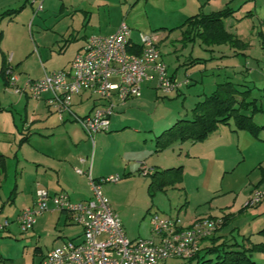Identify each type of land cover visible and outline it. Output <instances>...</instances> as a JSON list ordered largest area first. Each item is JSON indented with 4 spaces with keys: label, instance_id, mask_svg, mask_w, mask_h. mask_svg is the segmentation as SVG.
Segmentation results:
<instances>
[{
    "label": "rangeland",
    "instance_id": "obj_1",
    "mask_svg": "<svg viewBox=\"0 0 264 264\" xmlns=\"http://www.w3.org/2000/svg\"><path fill=\"white\" fill-rule=\"evenodd\" d=\"M3 1L0 0V6ZM228 1L214 0L209 7H202L203 10L201 12L208 13L213 9H225ZM40 2L41 10L37 11ZM80 2L93 3L94 6L96 5L95 7H98V5H102L103 0H25L24 2L20 0L14 6L17 9L22 3H25V8L16 21L8 22L7 19H3L0 22V31L4 33L5 37L7 36V48L6 50L4 49L7 63L10 54H12L9 49L14 46H21L22 62L18 68H15V75L38 79L44 75V72L49 73L66 67L69 56L76 47V45H71L70 47L67 46L63 52L60 51L65 48L64 44L68 36L65 31L67 30L70 32L74 30L75 33L78 31L81 36L88 33L100 35L97 22L95 21L98 16L93 15L87 29L83 26V20L85 19L83 15H76L73 21L71 20L65 6L68 7V3L75 5ZM181 4L188 7V12H184L188 16L198 12L201 6V3H197L196 0H107L104 8L101 9L100 15L107 18L110 23L117 22L119 24L125 22L134 31V37H136L139 32L148 33L154 29H158L161 25L169 27L178 25L180 23L179 18L171 13L172 11H177L181 7ZM228 5L235 12L234 17L229 16L226 19V28H224L227 33L234 34V37L239 40L240 44L237 46L212 45L207 47L202 45L199 40H195L192 43L186 44V48L182 49L181 43L178 41L180 37L179 30H175L173 33H167V31L163 30L164 33H160L161 36H168L159 46L160 57L166 65L167 73H171L178 66L175 82L180 86L176 91L177 95L173 93L166 96L161 91L153 88L141 91V97L136 99L137 102L135 103L140 105L133 106L129 110H125L119 114V117L125 118L123 119V123L125 124H122V127L126 125L128 128L126 127L124 130L116 132H101L94 135L92 164H96L101 156H104L105 160L119 153H126L125 156H130V152L132 151L128 153L127 146L125 144L121 145V142L133 135L131 131L133 128L154 127L155 133L157 131L161 133L163 129L172 126L178 118L189 117L191 108L202 96V89L207 90V96L211 95L213 90L208 91V89L212 85V82L215 79L217 81L225 79L226 75H229L234 84H236L235 88L238 91L236 95L239 99L244 97L247 101H254L264 110V0H231ZM176 15L179 14L177 13ZM21 23L26 25L27 34L22 31ZM70 27H73L72 31ZM75 42L80 44L82 40L79 39ZM29 53L31 55L27 57ZM189 53H191L192 58H201L200 61L203 63L197 64L195 68L185 75L184 67L179 65L185 61ZM177 57L179 59L178 62H176ZM208 58L209 60L206 61ZM16 63L17 60L13 57L10 64L15 65ZM191 73H194V76H191V84L186 86L184 85V81L188 80V75ZM200 77L203 79L202 82ZM0 85L3 87L1 78ZM6 94L11 97L13 92L10 91ZM249 111H251V108ZM249 111L244 110L246 113ZM18 112L22 113L20 108ZM255 115L256 121L264 123V112ZM225 127L219 126L216 133L222 129L224 130ZM84 142L83 151L77 152L79 157L90 155L91 142L85 136ZM15 143L17 144V141ZM173 144L176 146L175 150L179 152L178 145L176 143ZM121 146L125 147V149ZM234 146L235 144H233L232 152L235 150ZM73 148L75 147L73 146ZM14 152L15 150L10 148L6 153L5 160L7 161L6 172L8 177L3 185V191L12 188L15 177L14 172L17 171L18 177L22 170L20 166L15 169L14 162L10 163L8 161V159L13 160L12 155ZM180 152L184 154L182 150ZM238 155H240L239 152L235 155L237 158H232L234 164L231 166V169L234 171L226 173L224 179L221 182L218 181V185L222 187L221 190H230L229 193L219 197L207 198L205 202L200 204H203L200 207L202 209L198 207L196 213L208 209L215 213L225 211L231 204L233 205L236 198L237 200L233 208L235 207L237 211L241 210L245 196L243 190L248 184L249 178L247 176L248 165L246 168L242 167L245 171L242 168L236 170L235 166L241 156ZM160 156L163 158L168 155L162 154ZM230 161L232 162V160ZM101 163L106 164V161ZM29 168L31 167L25 166L23 168L22 178L26 179L25 181H27L29 176H32ZM137 176H140L142 179H136L119 189L115 188L116 184L114 183H103L101 191L109 200L111 207L115 205L121 210V214L118 215L120 219L122 216L123 227L125 228L127 225L130 231H133L137 235L135 237H144V233L142 232H144V229H147L149 219V212L147 214L146 210L148 208H150L149 211L158 209L160 212L163 211L171 216L180 213L181 217L185 210L184 206H182L185 196L182 189L177 188V186H169L165 193L156 191L154 196H150L146 188L149 177L147 178L143 175ZM186 183V190H189L190 194L192 192L194 194L197 185L195 173L192 170L187 174ZM22 194L20 193L19 196H23V199L27 201L29 199L28 188H23ZM245 204L246 201L243 206ZM4 205L5 207L3 208L2 206L0 209V224H3L5 220L8 222L14 220L13 214H16L19 207L18 203L6 202ZM9 208L11 209L9 210ZM263 208L264 204L255 208L248 207L242 213L236 212V216L234 215L229 226L226 228L227 232H234L233 236L237 241H240L242 237L240 231L244 232L245 235H249L252 232L250 237L254 242L264 240V236L257 234L263 220V217L259 218L257 214ZM193 210L194 207L190 206L187 214L189 213L192 216ZM180 217L179 219L181 220ZM59 226L61 227V225ZM31 229L26 232L19 230L20 233H16L17 236L11 235L10 238H5V241L8 240L9 243H6L4 240L0 241V250L3 253L2 257L10 259L1 264H30L32 258L36 259V256L33 254L35 246H40L41 250L46 252L47 249L51 248L53 238L59 232L58 229ZM79 231L80 229L77 226H66L62 234L71 236L74 233L77 234ZM253 256L257 262L260 259H264V254H254ZM195 262L196 260L184 261L177 259L168 261L166 264H195Z\"/></svg>",
    "mask_w": 264,
    "mask_h": 264
},
{
    "label": "crops",
    "instance_id": "obj_2",
    "mask_svg": "<svg viewBox=\"0 0 264 264\" xmlns=\"http://www.w3.org/2000/svg\"><path fill=\"white\" fill-rule=\"evenodd\" d=\"M22 1L24 2L25 0ZM106 1L107 0H103V2L101 3L102 5H98V7H95L96 5L94 6L93 3L90 4L88 2L87 3L80 2L75 5L68 3L69 6L68 7L65 6V8L68 11V14H70L72 21L73 18L76 17V15H83L85 17V19L83 20V26H85V29H87V26L89 22L92 20L93 15L98 16V18L95 20L97 22V27L99 28L98 30L100 32V35L105 36L113 33L116 27L120 24V23L118 24L117 22L110 23L107 18L100 15L101 9L104 8ZM196 1L197 3H201V6L199 7L200 8L199 11L192 15L200 14V13L210 14L224 9V8L213 9L208 13H204L201 12L203 8L209 7L211 5V2H213L214 0H196ZM19 2L20 0H4L0 6V13L9 9L16 10L14 6H16ZM230 2L231 0H229L226 3L227 6L226 8H229L228 4ZM24 8H25V3H22V5H20V7L17 8L18 12L14 13L11 17H4L3 19H7L8 22L16 21L19 15H21V12L24 10ZM187 9H188L187 6L181 4V7L177 11L176 10L172 11L171 14L178 17L180 20L179 21L180 23H178V25L172 27H169L167 25H161V27H159L158 29H154L148 32V33L154 32L157 34L158 39L156 44L158 50L161 43L168 36V35L161 36L160 33H164L163 30L167 31V33H173V31L175 32V30H179L180 37L178 38V41H180L182 49L186 48V44L192 43L195 40H199L202 45H205L201 42V40L198 37L189 40H184L183 32L186 29L185 27L180 28V26L183 24L186 18L192 16V15L188 16L184 14V12H188ZM229 9L232 10V15L230 16L234 17L233 15L235 10H233L232 8ZM177 13L179 15H176ZM87 14L89 15L88 17ZM227 18H229V16L223 19L224 27L226 26L225 23ZM2 20H0V22H2ZM26 28H27L26 25L24 23H21V29L25 34H27ZM72 30L73 27L71 28V31ZM156 31H162V32H156ZM65 33H67L69 37L67 36L65 40V44H64L65 48H63L60 51L63 52L67 46L70 47L71 45H76V47L74 48L72 54H70L69 56L68 64L66 65V67L62 69L68 68L70 62L73 60L77 51L84 45L86 39L91 35H96L93 33H88L81 36L80 33H78V31L77 33H75L74 30L73 32L67 30L65 31ZM140 33L141 32L137 33L136 37H134L135 33L131 29L130 37H131V42L133 43L134 46L133 49H136L137 46L139 45ZM231 35L233 37L235 36L234 34ZM79 39L82 40V43L80 44L78 42H75ZM6 41H7V36L5 37L4 33L0 31V78H1V83L3 85V87L0 85V209L2 206L3 208L5 207L4 204L6 202L13 204L18 203L19 207L17 209L16 214H13L14 220H11L12 223L9 222L8 226L0 230V234H2L0 236V241L2 240L5 241V238H10L11 235L15 237L17 236L16 233L18 232L20 233L21 230L19 229L16 223V218L22 210L33 207L36 191L38 189H45L50 195L66 193L72 202L83 201L90 198L91 191L86 177L78 175L75 172V169L76 168L82 170L87 169V164L81 163L79 159L90 158L92 156V151L94 147V142L92 143L90 141V139L81 129V127L75 121L71 120L70 118H64L62 121L59 120L56 112L46 104V100L50 97L49 93L47 92L43 93L40 99H33L28 95L15 93L14 90L7 85L1 73L2 60L3 58H5L4 54L7 48ZM212 45H228V44H210L205 46L209 47ZM20 47L21 46H14L9 49L12 54H10L9 57L10 59L7 64H9V66L12 68L13 73H15V68H18L22 62ZM30 55L31 53H29L27 57ZM13 57L16 58L17 60V63L15 65L10 64ZM200 59L201 58H192L191 53H189L187 54L185 61L179 66L184 67V74L186 75L187 72L195 68L197 64L203 63L200 61ZM178 60L179 59L177 57L176 62H178ZM207 60H209V58L206 59V61ZM177 70H178V66H176V68L171 73H167L168 76H170L173 80H175L177 78ZM191 76H194V73L188 75V80L184 81V85L189 86L191 84ZM42 77L43 75L38 79H32L30 77L17 75L18 78L17 85L23 86L24 83L28 80H39ZM202 81L203 79L201 78V82ZM225 82H230L234 87L236 86V84H234L231 77L229 75H226L225 79L222 80L220 79L219 81L215 79L212 82V85L209 87L208 91L211 90L215 91L219 84H223ZM156 84L157 82L154 75V78L152 80L141 83L140 94L141 91L150 88L157 90ZM10 91L13 92V95L11 97L8 94H6L9 93ZM176 91L177 90L164 95L166 96L172 95L173 93H176ZM206 93L207 90L203 88L202 96L197 101H200L205 96H207ZM140 97L141 95L138 98ZM138 98L127 100L126 102L117 104L115 106L114 113L112 114L113 118L111 119L110 117L111 121L109 119V127L107 130L108 132H112V131L116 132L119 130H124L126 127L128 128V126L126 125L122 127V124H125L123 123V119L125 118L119 117V114L123 113L125 110H129L133 106H139L140 104H135L137 102L136 99ZM254 103L255 106L261 108L262 111L254 112V114L252 115V121L257 126H263V128L257 130L256 136L252 135L250 132L246 130L236 129L233 120L230 119L227 124L219 125L224 127L226 126L224 130L222 129L216 133V131L219 128L218 126L217 129L206 140L202 142H191L188 140H179L178 138H176L174 140H171V142H169L167 146L161 149L158 143L156 142L157 141L160 142L158 137L161 135V133L164 130L168 128L163 129L161 133H158V131L155 133L154 127L133 128L131 130L133 135L125 139V141L121 142V145L125 144L127 146L126 148L128 149V153L129 151H132L130 152L131 153L130 156H125L126 153L125 154L119 153L118 155L110 157L106 160L103 158L104 156H101V158L98 159L99 161H97L96 164H92L91 162V176L93 179L99 180L101 178H105L111 175H118L120 177V180L117 183H115L116 184L115 188L119 189L125 184L133 182L136 179H142L140 176L137 175H143L148 178L151 173L157 170L159 171V170L181 166L182 167L181 181L175 183L174 185H169V186H177V188H180L183 191V195L185 196L182 205L185 208L183 215L180 217L179 215L180 213H176V215L171 216L163 211L160 212L158 209L149 211L150 208H148L146 210L147 214L149 212L147 229L146 230L144 229V232H142L144 233V237L141 238L153 237L150 226V215L156 212L160 215L170 216L172 218L179 219L180 217L181 220L180 219L179 220L185 226L190 225L195 219L200 217H205V216L222 217L223 221L224 218L226 217L227 220L225 221L224 225H222V227L216 232H214L213 235L211 236L212 238L214 237L217 238L218 243L221 241H226L228 243H237L244 246L245 249H249L252 244L264 245V240H261L259 242H254L251 240L250 236L252 232H250L249 235L247 234L245 235L244 232L240 231L242 237L240 238V241H237L233 236L234 232L230 233L227 232L226 230V228L229 226L230 222L232 221L235 213L236 212L242 213L246 208H248L246 206H243V204L245 201H247L251 191L256 187H262L264 185V181H263L264 123L255 120V116H256L255 114L263 113L264 110L256 102ZM93 106H94V97L88 92H82L80 95L74 98L72 110L78 116H85L92 110ZM252 107L253 104L249 105L245 111H249V109L250 108L252 109ZM19 108L22 113L18 112ZM242 112L247 115L251 114V111L246 113L244 112V110H242ZM182 118H188V117L185 116V117H181L180 119ZM84 136L91 142V152L89 156L79 157L77 155V152H82L85 146ZM16 141L17 144L15 143ZM173 143H176L178 145L179 152L175 150L176 146H174ZM233 144H235L234 152H232ZM73 146L77 148L75 149L73 148ZM10 148H13L15 152L12 155L13 160L8 159V161H10V163L14 162L13 165L15 166V169L18 166H20L22 170L20 172V175H18V177H17L18 174L17 171L14 172L15 177L12 188L10 190L6 189L5 191H3L2 189L3 185L8 177V174L6 172L7 161L5 159H6V153ZM123 148L125 149V147ZM181 150L184 152V154L180 152ZM238 152L241 156L238 155L240 156V159H238L237 165L235 166L236 170L242 167L246 168L248 165L247 176L249 178L248 184L244 187L243 190L245 192L244 193L245 196L243 198L241 210L237 211L235 210V207L233 208L237 200L236 198L234 200L233 205L231 204L228 207V209L225 210L226 212L220 211L219 213H215L214 211L208 209L196 213L198 207L199 209H202L200 207L203 204L202 205L200 204L202 202H205L207 198L216 197V196L219 197L222 195H227L229 193L230 190L228 191L221 190L222 187L218 185V181L221 182L224 179V175L233 170L231 169V166L234 164L232 158L233 157L237 158V156L235 155ZM162 154L168 156L161 158L160 155ZM230 160H232V162ZM104 161H106V164L101 163ZM25 166L31 167L29 168V172L30 174H32V176H29L27 181H25L26 179L24 180L22 178V172L24 170L23 168ZM191 170L195 173V182L197 185L194 194L193 192L192 194H190L189 190H186L187 189L186 177ZM242 170L244 169L242 168ZM143 171H147V173L143 174ZM148 183L149 181H147L146 188H148ZM169 186H166L164 190L161 192L165 193L166 189ZM23 188H28L29 199L27 201L23 199V196H19L20 193L21 194L23 193ZM147 193H148V189H147ZM262 204H264V200L259 205ZM49 206H50L49 211L36 217L34 223L35 226L33 225L31 230L58 229L59 232H57L55 237L53 238L51 248L47 249L46 252H43L40 246H35L33 254L34 256H36V259L32 258L30 264L40 263L49 250L60 245L65 240H74V241L81 240V234H82L81 228L72 221L70 214L55 210L51 204H49ZM190 206L194 207L192 216L189 215V213L187 214V210H189ZM111 208L113 212L119 217L118 214H121V210L118 209V207H116L115 205L112 206ZM10 209L11 208H9V210ZM257 215H259V218L263 217V220L261 219L262 221H261L260 229L257 231V234H260L259 236H264V208L263 210L261 209V212H259ZM120 220H123L122 216ZM59 225H61V227ZM66 226H77L80 229V231L77 234L74 233L71 236L64 235L62 233L64 232ZM124 231L126 236L127 234L128 236H130V237L127 236L128 238L130 239L138 238L135 237L137 235H135L133 231L131 232L129 227H127V225L124 228ZM5 242L9 243L8 240H6ZM210 242L211 241L207 239L203 243L202 248L204 246L210 245ZM2 254L3 253L0 250V260H2L0 264L10 260L7 257H2ZM254 254L259 255V254H264V252L263 251L250 252V257L254 262L253 264H264V259H260V261L257 262L256 259L253 258ZM171 260H177V259H170L168 261ZM168 261H166L163 264H166Z\"/></svg>",
    "mask_w": 264,
    "mask_h": 264
},
{
    "label": "built area",
    "instance_id": "obj_3",
    "mask_svg": "<svg viewBox=\"0 0 264 264\" xmlns=\"http://www.w3.org/2000/svg\"><path fill=\"white\" fill-rule=\"evenodd\" d=\"M41 10V2L38 5ZM131 29L121 22L109 35H91L77 51L67 69L45 73L39 80H28L17 85V75L7 64L6 82L17 94L40 99L50 94L46 104L58 115L59 120L75 121L90 141L94 135L106 132L109 119L117 104L138 98L140 85L156 78V89L169 94L179 89L166 71L157 48L156 33H140L136 53L131 42ZM10 59V58H9ZM8 59V62H9ZM82 92L94 97V106L85 116L76 115L73 100ZM87 169H75L86 177L91 196L87 200L72 202L66 193L50 195L38 189L32 208H26L16 218L22 232L31 229L36 217L55 210L70 214L72 221L81 228V240H65L49 250L38 264H163L170 259L190 261L200 254L203 243L223 225L222 217H200L190 225H183L178 218L150 215L152 238L130 239L126 236L120 218L113 212L109 200L101 191L103 183H117L118 175L99 180L91 176L90 158H80ZM147 171H143L146 174ZM264 200V185L252 190L245 206L255 207ZM4 221L0 230L8 226Z\"/></svg>",
    "mask_w": 264,
    "mask_h": 264
},
{
    "label": "trees",
    "instance_id": "obj_4",
    "mask_svg": "<svg viewBox=\"0 0 264 264\" xmlns=\"http://www.w3.org/2000/svg\"><path fill=\"white\" fill-rule=\"evenodd\" d=\"M16 10H6L0 13V20L11 17ZM232 15V10L225 8L210 14H195L185 19L180 26L185 27L184 40L198 37L205 45L228 44L237 46L239 40L225 31L223 19ZM132 51L138 53L139 49ZM7 62L2 60L1 73L6 81L5 69ZM7 83V82H6ZM237 89L230 83L219 84L215 91L202 100L197 101L191 109L190 117L177 120L171 127L164 130L158 137L159 147L163 149L171 140H188L191 142H202L206 140L220 124H227L230 119L238 130H246L256 136L257 130L263 126H257L252 121V115L256 111H262L255 106L253 101H247L244 97L240 99L236 95ZM253 104L251 114L242 112ZM182 167L157 170L149 175L148 193L154 196L156 191H163L166 186L174 185L181 181ZM264 181V173H263ZM227 218H224L223 225ZM210 245L204 246L199 255L196 256L195 264H253L250 257L251 251H263V244H252L249 249L237 243L226 241L217 242V238H208ZM190 260V261H193Z\"/></svg>",
    "mask_w": 264,
    "mask_h": 264
}]
</instances>
